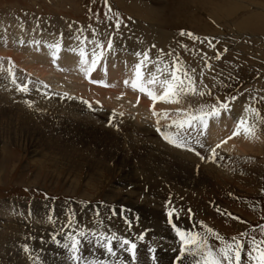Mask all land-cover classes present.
<instances>
[{
  "label": "rangeland",
  "instance_id": "374dc122",
  "mask_svg": "<svg viewBox=\"0 0 264 264\" xmlns=\"http://www.w3.org/2000/svg\"><path fill=\"white\" fill-rule=\"evenodd\" d=\"M131 1L132 0H0V22H11V26H17L18 24L23 25L24 23L29 24L26 26L28 33H26L27 35H24V38L22 37L23 40L20 41V45L18 44L20 40L18 39L20 37L18 34L14 36L16 41L18 39L17 43H14V46L16 45L15 49L14 47V50L6 49L7 51H10V59L3 56L0 58V68H4L7 72V74L0 73V81H5L4 83L0 82V88L4 89L3 86L5 88H7V86L9 88L11 87L10 89L12 91H10L12 93L9 91L11 93L10 98L13 99L18 97L17 100H19V102H15V99L12 100V102H0V245L2 243L4 245H1L0 247V250L2 251H0V260L3 259L0 261V264H10L11 262V264H55L54 258L59 255L67 258L70 264H74L65 245L66 243L68 245L70 244V240H68L67 237L69 235H77L80 230H84L86 233L85 237L80 238L82 241L81 246L83 247H85L84 244H86L85 242L87 241H89L87 242L89 244H86L87 246L93 245V243L96 245V236H106L111 235L112 233L136 242L137 264H153L150 258L152 253L148 251L150 246L156 250L155 257L157 264H189L191 258L182 260L181 262L175 260V257L179 255V240L176 237L172 226L168 223L169 218L165 215L168 210L174 208L178 212V216L174 215L172 217V224L186 231L200 233L207 238L208 242L214 248L219 247L218 242L214 236L208 235L204 229L201 228V223L207 228L213 229L215 233L219 234V236L226 240H230L232 237H238L243 240L245 242V249L242 251L241 264H248V240L252 237H255L257 240L264 238L260 235L261 226H264V142L261 144V150L255 154H250V152H248V154H236L235 152H232L228 154V156L217 152L214 157L213 151L201 150L202 146L199 141H197L199 136L189 133L187 131L189 128L177 129L176 127H169L174 120H179V116H184V113L188 110H190V113L196 111L191 108L190 105L188 106V108H190L184 111L179 107V104H176L173 110L165 111V113H167V118H165L163 111L157 112L156 108L159 101L155 105L150 103L146 104L147 101H145V99L148 97H143L144 94L141 93V96L138 95L140 98L139 100L137 97L136 99L133 98L134 96H125L124 91L129 90L123 91L122 88H120V90L119 88L113 87V85L116 84L109 82V76L105 75L103 67L108 71L115 73L117 70L121 71L124 61L116 59L114 62L111 61L110 64L106 55L109 50H112V48L109 49L108 44L102 45L98 50H93V52H105L96 65L97 70L95 69V72L97 73V76H95V78L91 77V74L87 76L76 74L78 75V79H76L77 77H73L75 76L73 73V76H71L72 74H68L67 76L66 73H63L66 76L57 77V75H54V73H51L50 71H48L49 75L42 78L34 75V72H36L35 69H23L22 65L19 66L17 62L19 59L16 57L18 52L15 51L18 50L19 47H21V49H26L23 51L24 54L28 53L30 50H40L37 46L48 49L47 43H40L38 40L29 37V35L32 34V26L30 24L43 29L42 31H39L33 28V31L36 30V32H39L41 35L48 34L52 37L51 40L55 37L63 40H65V38L71 40L73 37L71 35L72 29L74 28V31L78 27V32L80 29L81 31L84 29L85 32H83L82 35L88 33L85 36L89 35V38L93 37L91 38L92 40L89 41H94V44H96L95 41L97 42L99 40V37L98 40L95 39L99 33L102 38L101 42L105 39V36H107L110 39H106V43L109 40L112 42V45H115L117 42L114 41V38L116 37L115 40L119 39L120 42V37H122V35L124 36V33L130 39H135L137 41L143 39L145 42V39H149V35L154 34V31L147 29V23H144L140 17L146 16L145 7L150 4L149 6L152 7L153 12L150 15V18H152L153 15L161 13V16L159 15V18H161L159 19V24L161 22L165 23V25H163L165 29L164 31L168 33V37H165L163 39L164 41L160 44L159 42L156 45L148 43L151 49L150 55H152V57L154 55V57L156 56L157 58L149 57L151 61L148 60L146 62L150 64L148 67H150L152 63L151 69L153 70H149L150 73L155 72L158 57L161 58L160 61L162 60L169 66L177 57L179 58V62H183L186 65L189 63V65L194 64L195 69L193 68L192 70H189L188 73H190L196 82L198 91H204L205 93L203 95L204 97L200 96L202 100L205 99L203 100V106L213 105L217 101L227 102L228 110L221 111L220 114L224 117L225 114L226 117L231 114L233 115V119L236 118L235 121L238 116L235 112H237L238 109L241 110V112L243 111V114L245 113L244 110L246 107L257 110L259 112L257 120L259 119V122L260 120L261 122L263 120L260 127L263 128L261 136L262 139H264V72H262V70H264V23L261 22V28L260 26H256L257 28L252 26L249 31L250 33L247 32V34L243 32L234 33L224 31L217 25L215 28V20V22H209L207 24L210 25L209 27L207 25H202V30H193L184 26L186 22H191L192 18L191 20H186L184 18L197 12L202 15L204 8L201 6L208 7L205 4L199 3L197 0H159L158 3L155 1L153 3V0H138L136 2V8L133 7V9L128 7L130 6L129 3ZM248 1L254 2V0ZM259 1L264 4V0ZM123 2H125L124 5L126 7L120 6V3ZM150 2H152V4ZM250 12L251 11H248V13ZM166 16L168 18H166L167 20L164 18ZM117 19L120 21V26L118 28L116 26ZM201 19L207 20V18L204 17V14ZM49 21H51V23H53V21H60L67 27L62 31L60 29L61 35L55 36V34L51 32L48 33L47 31H44L46 27L50 26L51 23H49ZM206 27H208V29H206ZM181 31L185 33L191 32L198 39H190L187 35L181 36L179 34ZM66 32L71 33L69 34L70 36L66 35ZM62 33L65 34L64 38L62 37L64 36ZM141 33H149V35L146 37L147 35L145 36ZM171 33L172 35H170ZM206 33L209 35H205ZM171 36L177 37L176 41L179 40L175 47H172L173 45L167 46L165 43L169 39L170 41H174V39L170 38ZM88 37H85V39L88 40ZM34 40L37 41V45L32 43ZM2 42L3 38L0 36V44ZM164 43L165 45L163 46ZM84 44L94 46L93 44L90 45L89 42H85ZM7 45H9V43ZM155 47L157 48V52H155L157 55L152 52V50L156 51ZM51 49L56 51L54 47H51ZM59 51L70 52L69 50L63 49L61 46ZM90 51L92 50L88 51L89 54L85 52L86 56H88L87 58L85 57V59H88L87 61L92 60L93 52ZM143 52L139 55L140 57L136 55L137 58L135 61H141ZM245 52L247 54H245ZM130 56L131 54L129 57ZM217 56H219L218 59ZM191 57L196 58V60H192ZM11 58L13 61H11ZM66 58L67 55L64 54V58H59V63H57L56 66H58L60 71L68 69L67 71L69 72L74 70L73 67L65 66L63 64V60ZM255 58H257V60ZM14 61L16 64L13 63ZM101 62L103 63V66ZM160 65V67L163 68V65ZM34 66L37 67V65ZM200 66L206 67L201 68L202 73L207 74L204 82H202L199 75H196V73L198 74L200 71H198ZM38 67L42 68L40 65ZM132 70V72H134V69ZM10 71L11 74H9ZM100 71H102V73ZM16 72L22 77L15 75ZM3 75L6 76L4 77ZM29 75L39 79L33 80ZM44 79L46 81H44ZM13 80L15 83H13ZM17 84L22 86L26 85L27 92L18 91L17 88H15ZM36 85L40 86H38V88L34 87ZM110 85L113 88H111V90L109 89L111 87ZM204 85L206 87H204ZM4 90L6 91V89ZM107 90L112 92L108 96H106L105 93ZM155 90L161 91L158 86L154 88V91ZM97 93L101 95H98ZM0 96L2 95L0 94ZM231 97H235V99L232 100L230 99ZM106 98L111 99V101L117 104L122 102L121 105L127 108L124 112L128 111L125 113H129V116L134 119L132 120L134 123L137 122L136 118L138 117L139 120H142V122L147 124L148 128L156 130L154 131V134L159 138L170 154L172 153V155L177 157L181 156L182 158H185L183 156L186 155V158L184 159L185 161L191 157L192 160H188L186 166L187 173L190 172L189 176H184V174H182L186 178H183L182 175H178L173 177L175 180L171 179L164 182L165 184L167 183L164 185L165 187L167 185L169 186L164 189L163 193V190L157 186L159 184H156L154 180H149V182L147 180L141 181V178L143 177L142 172L139 173L141 177L139 176L138 180L133 179L132 176H137L136 171L139 170L136 166V171L131 167L132 165H130L129 168L127 166L126 169L128 168V174H124V171L122 172L117 164L116 159H119L117 155L118 149L114 145H107V147L97 149L100 153L101 159L95 161L97 162V167L104 166L101 172L93 173L87 168L86 162L89 157H86V159L82 156L83 159H81V157L79 159L72 157L71 160L70 155L73 154L70 152V148L72 147H70L69 142L67 145L68 138L64 136L62 130H60L61 122L63 121L59 119V116H70L71 119L78 118L84 120L86 115L83 111L88 113L86 110H93L92 112L106 111L115 116H121L123 110L121 111L120 108L117 109L105 102ZM20 100H22V104L20 103ZM23 100L29 102L32 101V105L29 106V104H26ZM60 101L62 103H60ZM85 101L87 103H85ZM17 103L21 106H14ZM36 103H39L40 105L42 104L39 106L41 114L39 111H36L39 110V108L34 107L37 105ZM47 104L49 105L47 106ZM140 104H144V106ZM180 104H182V101ZM80 105H84L85 107L83 108ZM54 106H57V108H53ZM66 106L69 108L68 110H70H67V112L71 115L65 114L62 111L65 110ZM48 107L51 110H57H53L55 115L54 113L50 114L53 122L54 117L57 119L59 122L58 126H55V128L53 127L52 131H42V128L40 131L38 127H26L27 122H30V125L32 124L31 120L26 122V119L36 117V115V121L33 122H37L39 126L43 121L42 113H45L43 112L45 111V108L49 111ZM75 108H78L79 110L77 109L76 111ZM181 110H183L182 113ZM79 111H81V113H77ZM153 112L157 113V115L154 116ZM175 112H177L176 115H174ZM245 114L246 116H254L251 111ZM173 116L176 118L174 119ZM239 116L241 118L245 115ZM260 117H262V119ZM157 121H159V123H157ZM212 121V118L209 119L208 124L209 122L211 124ZM101 123L98 122L99 125H96V128L101 132L118 135L121 139L126 135L127 138L133 137L135 140H138L132 133L126 132V134H124L123 132L121 133L117 127L110 124L102 125ZM80 124L86 127L84 121H81ZM158 128L161 130L160 132H167L166 134L173 138L182 139L192 150L189 151L187 147L178 148L173 144L168 143L163 136L159 135V131H157ZM209 130V134L216 131L214 129ZM189 134L193 136V139L189 137ZM205 139L207 140L208 138L205 137ZM226 139L227 138L224 140ZM92 141L94 144L97 143L94 142L95 140ZM77 147L83 151L82 149L84 147ZM67 150L68 152H66ZM78 153L79 152H77V154ZM201 157H203L204 160L201 159ZM209 157H212L213 159H210ZM129 158L130 157L128 156L126 159ZM74 163L76 164L74 165ZM109 166L111 167V170ZM142 168L144 167H140L141 170ZM125 173H127L126 170ZM184 179H186L187 182ZM179 181L183 182L181 183ZM150 182H152L153 185ZM174 182L176 183L174 184ZM150 185L151 187L149 188ZM171 185L172 187H170ZM173 186H177L180 190H177L178 192L175 191L177 188H174ZM111 191L113 192V197H111ZM173 193H176V195ZM161 194H163L162 197ZM158 195L160 197H158ZM125 196L130 197L132 200L131 202L135 201L139 205L144 204L143 206L147 212H150H148L150 216L148 215L149 217H145L140 210L136 209L135 212L131 211L128 207H125V205L127 206L128 204L121 203ZM136 198L138 200H136ZM120 205L124 206L121 207ZM87 210L95 212L91 213L87 212ZM3 212H6V215H4L5 217L1 214ZM7 213L9 215L11 214V216H8ZM108 226L110 228H108ZM32 231L36 236L33 235ZM140 233H145V239L142 242L138 240ZM241 233H246L247 235L241 236ZM91 240H94V242ZM83 247L81 249H83ZM5 248L8 249L5 250ZM100 248L102 250L96 257L97 259H90V261H93V264L97 261H104L105 264H130L131 257L122 248L115 247L117 249L115 256L108 255L104 252L101 245ZM25 249H27V251H25ZM3 252H6L7 254L5 253V255ZM86 253V251H81L83 257L88 260L89 258H87ZM18 256L19 259L17 258Z\"/></svg>",
  "mask_w": 264,
  "mask_h": 264
},
{
  "label": "bare ground",
  "instance_id": "6f19581e",
  "mask_svg": "<svg viewBox=\"0 0 264 264\" xmlns=\"http://www.w3.org/2000/svg\"><path fill=\"white\" fill-rule=\"evenodd\" d=\"M138 0H132L129 4H130V6H128V7H131V9H133V7H135L136 8V2H137ZM152 1V0H151ZM154 1L156 2V3H158L159 2V0H153V3H154ZM199 3H201V4H205L206 6H208V7H203V6H201L202 8H204V12H202L203 14H204V17L205 18H207V20H202L201 19V17L203 16V14L201 15V14H199L198 12L197 13H195V14H192V15H189V16H186L184 19H186V20H191V18H192V20H191V22H186L185 24H184V26L186 27V28H189V29H193V30H199V29H203V26L202 25H207L209 22H215V28H216V25L220 28V29H222V30H224V31H228V32H234V33H245V34H247V32L248 33H250L249 31H250V29H251V27L252 26H254V27H256V26H260V24H261V22L262 23H264V4L263 3H261L259 0H254V2H252V1H248V0H197ZM124 3L125 2H123V3H120V6H122V7H126L125 5H124ZM151 4H152V2H150ZM150 5V4H149ZM146 6L145 8H146V13H145V15L146 16H142V17H140L141 18V20H143V22L144 23H147V25H148V28L147 29H149V30H153L154 31V34H150L149 35V33H147V34H145V33H141V34H144L146 37H148V35L150 36V38L148 39H145V42L143 41V39H141V40H135V39H130L129 37H127V35H125V33H124V36L122 35V37H120V42H119V39L118 40H115V38H114V41L116 42H119V43H115V45H112V42H111V48H112V50H109V52H107V55H106V58L108 59V61H110V64H111V61H115L116 59L117 60H122V61H124L123 62V65H122V68H121V66H120V68H121V71H116L115 73H112L111 71H108L105 67H103V69H104V73H105V75H108L109 77V82L110 83H113V84H116V85H113V84H111V85H113V87H115V88H122V90L124 91V90H129V91H124V95L125 96H134L133 98H135L136 99V97L137 98H139L138 97V95H140L141 96V93L140 92H138V91H134L132 88H131V86H130V84H131V80H132V78H133V73L134 72H132L133 70L132 69H134V66L137 64V63H139L138 61H135V59L137 58L136 57V55H137V53H139V54H141L143 51H145V52H147V53H149V57H152V55H150V53H151V49H150V47H149V45H148V43L149 44H151L152 43V45H156V44H158V42H159V44L162 42V41H164L163 39L165 38V37H168V33H166L164 30V27H163V25H165V23H163V22H161L160 24H159V19H161V18H159V15L161 14L160 12V14H157V15H153L152 16V18H150L151 16V14L153 13L152 12V7H150V6ZM155 5V4H154ZM127 7V8H128ZM155 8V7H154ZM156 9V8H155ZM167 9V8H166ZM164 10V9H163ZM169 10V9H168ZM202 11V10H201ZM200 11V12H201ZM248 11H251L250 13H248ZM157 12V11H156ZM164 12V11H163ZM164 14V13H163ZM169 14H170V12H169ZM171 14H173V13H171ZM161 16V15H160ZM172 16V15H171ZM171 16H169V17H171ZM163 17V16H162ZM155 18V19H154ZM165 18V20H167L168 18H167V16L166 17H164ZM167 18V19H166ZM137 20V19H136ZM151 20V21H150ZM215 20V21H214ZM170 21V20H169ZM168 21V22H169ZM205 22H207V23H205ZM44 23V22H43ZM49 23H51V21H49ZM11 22H8V23H3V22H0V32H1V38H3V42L0 44V58L3 56V57H5V58H9V56H10V54H9V52L10 51H7L8 49H13V47H14V49H15V46H14V43H17V41H18V39H20L19 40V42H18V44L20 45V41H22L23 40V38H24V35H27L26 33H28L27 32V28H26V26L27 25H29V24H27V23H24L23 25H20V24H18L17 26H11ZM46 24V23H45ZM31 26H32V28H31V35H29V37L30 38H34L35 40H38V42H40V43H43V42H45V43H47V48L48 49H44V48H42V47H40V46H37L38 47V49H40V50H38V51H35V50H30L28 53H26V54H24L23 53V51H25L26 49H21V47H19V49L18 50H15L16 52H18L17 54V58L19 59V61L17 60V62H18V64H19V66L20 65H22V67H23V69H25V68H28V69H35V71L36 72H34L35 74L34 75H36V76H40V77H42V78H45L47 75H49V72L48 71H50L51 73H54V75H57V77H64V76H66L65 74H63V73H66L67 74V76H68V74H74L75 76H73V74L71 75V76H73V77H77L78 75H76V74H82V75H84V76H86V74H85V72H83V71H81V64L79 63V60H80V56H79V50L82 48L85 52H87L88 53V51L89 50H92V51H90V52H93V50H95V49H97L98 50V48L96 47V44H94L92 41H89V40H92L91 38H93V37H91V38H89L88 36H85V35H87L88 33V31L86 32L87 34H83L82 35V33L83 32H85L84 31V29L81 31V29H80V31H81V33H80V31L78 32V27H77V29H75L74 31H73V29H72V34L71 33H67L66 32V35H69V34H71L73 37L71 38V40L70 39H66L65 38V40H63V39H61V38H58V37H55L53 40H51V36L50 35H41L39 32H36V30H39V31H42L43 29H40V28H38L37 26H34L33 24H30ZM208 27L210 26V25H207ZM65 27H67L64 23H62V22H58V21H53V23H51L50 24V26H48V27H46L45 28V30L44 31H47L48 33H53V34H55V36H57V35H61L60 34V32L65 28ZM145 27H147V26H145ZM208 27H206V29H208ZM214 27V26H213ZM217 27V28H218ZM33 28H35L36 30H34L33 31ZM130 28V27H129ZM249 28V29H248ZM257 28V27H256ZM255 28V29H256ZM260 28H261V26H260ZM60 29H61V31H60ZM259 29V28H258ZM77 30V31H76ZM106 30V29H105ZM177 30V29H176ZM216 30V29H215ZM254 30V29H253ZM252 30V31H253ZM257 30V29H256ZM53 31V32H52ZM68 31V30H67ZM64 32V31H63ZM70 32H71V30H70ZM78 32V33H77ZM93 32V31H92ZM111 32V31H110ZM80 33V34H79ZM202 33V32H201ZM217 33V32H216ZM233 33V34H234ZM19 34V36L21 37H19L18 39H17V41L15 40V38H14V36L15 35H18ZM64 33H62V35H63ZM90 34V33H89ZM208 33H206L205 35H207ZM255 34V33H254ZM111 35V34H110ZM170 35H172V33L170 34ZM202 35V34H201ZM204 35V34H203ZM209 35V34H208ZM216 35V34H215ZM244 35V34H243ZM70 36V35H69ZM88 37L89 39L87 40V39H85V37ZM177 36V35H176ZM211 36H212V34H211ZM234 36V35H233ZM23 37V38H22ZM63 38L65 37V34H64V36H62ZM98 37H99V40H98ZM142 37V36H141ZM145 37V38H146ZM253 37V36H252ZM68 38V37H67ZM171 39H174V41L173 40H171L170 41V39L167 41V42H165L166 43V45L167 46H171V45H173L172 47H175V46H177V44H178V41H176V38L177 37H175V36H171L170 37ZM248 38V37H247ZM77 39H80V40H77ZM96 40H98L97 42L102 46V45H107L108 44V42H109V40L107 41V43H106V39H110L109 37H107V36H105V39L101 42V40H102V38H101V35H100V33L96 36V38H95ZM153 40V41H151V40ZM245 39V38H244ZM34 40V42H32V43H34L35 45H37L36 44V42L37 41H35ZM111 40H113V39H111ZM148 41V42H147ZM154 41H156V42H154ZM85 42H89L90 43V45H94V46H89V44H84ZM96 41H95V43H97ZM9 43V45H7ZM39 43V44H40ZM80 43V44H79ZM82 43V44H81ZM165 43L163 44V46L165 45ZM260 43V42H259ZM50 44V45H49ZM54 44H59L63 49H65V50H69L70 52H68V51H66V52H60V53H57L56 51H54L53 49H51V47L50 46H53ZM84 44V45H83ZM117 44V45H116ZM49 45V46H48ZM239 45V44H238ZM241 45V44H240ZM158 46V45H157ZM26 47V46H25ZM31 47V46H30ZM166 47V46H165ZM245 47V46H244ZM156 48V47H155ZM171 48V47H170ZM2 49V50H1ZM7 49V50H6ZM13 49V50H14ZM34 49V48H33ZM55 49V48H54ZM110 49V48H109ZM114 49H116V50H114ZM160 49V48H159ZM158 49V50H159ZM162 49V48H161ZM6 50V51H5ZM46 50H48V51H46ZM73 50V51H72ZM156 51H154V50H152V52H157V48L155 49ZM12 51V50H11ZM112 51V52H111ZM164 51V50H163ZM162 51V52H163ZM240 51V50H239ZM4 52V53H3ZM145 52H143V53H145ZM254 52V51H253ZM2 53H3V55H2ZM15 53V52H14ZM73 53V54H72ZM76 55H75V54ZM158 53H160V52H158ZM262 53V52H261ZM13 54V53H12ZM54 54H55V56L57 57V58H55L54 59ZM64 54H66L67 55V58L66 59H64L63 60V64L66 66H71V67H73V69L74 70H71V71H67V70H63V71H60L59 69H58V66H56V64L57 63H59L58 61H59V58H64ZM89 54V53H88ZM104 54H105V52H104ZM131 54V56L129 57V55ZM243 54V53H242ZM242 54H241V56H242ZM245 54H247L246 52H245ZM244 54V55H245ZM252 54V53H251ZM255 54V53H254ZM259 54H260V51H259ZM4 55H6V56H4ZM155 55H157L156 53H155ZM257 55V54H256ZM262 55H263V53H262ZM143 56V55H142ZM159 56V55H158ZM250 56V55H249ZM253 56V55H252ZM258 56V55H257ZM13 57V56H12ZM88 56H86V58H87ZM90 57V56H89ZM140 57V56H139ZM260 57V56H259ZM259 57H257V58H259ZM28 58H30V59H28ZM152 58H155V59H157L156 58V56L154 57V55H153V57ZM151 58V59H152ZM159 59H161L160 57H158ZM244 58V57H243ZM246 58V57H245ZM254 58V57H253ZM252 58V59H253ZM257 58H255L256 60H257ZM263 58V57H262ZM10 59V58H9ZM104 59V58H103ZM191 59L192 60H196V58H194V57H191ZM260 59V58H259ZM88 59H86V61H87ZM100 60V59H99ZM150 60V59H149ZM153 60V59H152ZM186 60V59H185ZM7 61V60H6ZM11 61H13L12 60V58H11ZM102 61H104V60H102ZM106 61V60H105ZM151 61V60H150ZM162 61V60H161ZM89 64L91 63V60L90 61H87ZM187 62V61H186ZM13 63H15V61L13 62ZM30 63V64H29ZM102 63V62H101ZM188 63V62H187ZM246 63V62H245ZM16 64V63H15ZM15 64H13V65H15ZM161 64L164 66V62L162 61L161 62ZM190 64V63H189ZM186 65L185 63H183V68L185 69V70H187V71H189V70H192L194 67H195V65L193 64V65ZM34 65H37V67H35ZM40 65V67H42V68H39L38 66ZM106 65H107V63H106ZM148 65H150L149 63H146V67H144V68H142V71L146 74H144V78H145V80H147V78H148V76H149V74H150V71L149 70H153V69H151V66H152V63H151V66L150 67H148ZM154 65V64H153ZM102 66H103V63H102ZM108 66V65H107ZM106 66V67H107ZM118 66V65H117ZM161 66V65H160ZM202 66V65H201ZM200 66V69H198V71H199V73L197 74L196 73V75H199L200 77H201V79H202V82H204L205 81V77H206V75L207 74H203V75H201V73H202V69L201 68H206L205 66H203V67H201ZM60 67H62V66H60ZM47 68V69H46ZM97 68V67H96ZM95 68V69H96ZM162 68V67H161ZM195 69V68H194ZM210 69H212V68H210ZM27 70V69H26ZM29 70V71H30ZM61 70H62V68H61ZM97 70V69H96ZM16 71V70H15ZM28 71V72H29ZM33 71V70H32ZM195 71V70H194ZM101 73H102V71H100ZM191 72V71H190ZM262 72H264V70H262ZM0 73L1 74H7V72H6V70L4 69V68H0ZM100 73V74H101ZM14 74V73H13ZM91 77H94L95 78V76H97V73L95 72V70L94 71H92L91 73ZM90 74H88V75H90ZM190 74V73H189ZM15 75H17V76H19V77H22L18 72H16L15 73ZM53 75V74H52ZM99 75V74H98ZM102 75V74H101ZM1 76V75H0ZM4 76V75H3ZM2 76V77H3ZM6 76V75H5ZM4 76V77H5ZM13 76V75H12ZM81 76V75H80ZM80 76H79V79H80ZM262 76V75H261ZM10 77V76H9ZM29 77H31V79H33V80H38L39 78H34V77H32V76H30L29 75ZM56 77V76H55ZM54 77V78H55ZM99 77H101V76H99ZM263 77V76H262ZM8 78V77H7ZM12 78V77H11ZM94 78H92V79H94ZM14 79V78H13ZM52 79V78H51ZM56 79V78H55ZM76 79H78V77L76 78ZM89 79H90V77H89ZM198 79V78H197ZM15 80V79H14ZM21 80H22V78H21ZM24 80V79H23ZM56 80H58V79H56ZM67 80V79H66ZM82 80V79H81ZM86 80H87V78H86ZM129 81V84L128 85H125V81ZM40 81V80H39ZM41 81H42V79H41ZM44 81H46L45 79H44ZM59 81V80H58ZM80 81V80H79ZM1 83H4L5 81L4 80H2V81H0ZM75 82H77V81H75ZM97 82V81H96ZM6 84V83H5ZM205 84V83H204ZM13 85V84H12ZM18 85V84H17ZM110 85V86H111ZM7 86V85H6ZM38 86H40V85H36V86H34V87H37L38 88ZM208 86V85H207ZM42 87V86H41ZM204 87H206L205 85H204ZM3 88L4 89H6V91L4 90V89H2V88H0V94L2 95V96H0V102H2V103H6V102H12V100H16L15 102H19V100H17V98L18 97H15V98H13V99H11L10 98V94L12 93L11 91V87L9 88L8 86H7V88H5L4 86H3ZM13 88V87H12ZM15 88H17L16 86H15ZM33 88V87H32ZM111 88H112V86L109 88L110 90H111ZM42 89V88H41ZM97 89V88H96ZM113 89V88H112ZM118 89V90H119ZM156 89H158V88H156ZM11 90V91H10ZM16 90V89H15ZM66 90V89H65ZM101 90V89H100ZM99 90V91H100ZM121 90V89H120ZM119 90V91H120ZM11 93H10V92ZM56 91H57V89H56ZM123 91H122V93H123ZM132 91H134V92H132ZM59 92V91H58ZM155 92L157 93V94H159L160 93V91L159 90H155ZM105 93H106V96H108L110 93H112L111 91H109V90H107V91H105ZM72 94V93H71ZM98 94V93H97ZM114 94V93H113ZM98 95H101V94H98ZM105 95V94H104ZM37 96H38V94H37ZM91 96H92V94H91ZM144 96H146V95H143V97ZM200 96L201 95H195V94H188V95H184V96H182L181 97V101H182V104H180V103H178L180 106V108H182L184 111H186L187 109H189L188 108V106L190 105L191 106V108H193V109H195L196 111H198L199 109H201V107L203 106V104H204V101L203 100H205V99H201L200 98ZM21 97V96H20ZM19 97V98H20ZM95 97V96H94ZM111 97V96H110ZM116 97V96H115ZM204 97V96H203ZM202 97V98H203ZM9 98H10V100H9ZM37 98V97H36ZM90 98V97H89ZM93 98V97H92ZM96 98V97H95ZM101 98H102V96H101ZM113 98H114V96H113ZM47 99V98H46ZM94 99V98H93ZM115 99V98H114ZM126 99V98H125ZM33 100V99H32ZM42 100V99H41ZM49 100V99H48ZM92 100V99H91ZM105 100V99H104ZM120 100V99H119ZM127 100V99H126ZM139 100H140V98H139ZM26 104H29V105H32V101L31 102H29V101H25V100H23ZM43 101V100H42ZM47 101V100H46ZM53 101V100H52ZM51 101V102H52ZM88 101H90V100H88ZM145 101H147L146 102V104L147 103H150V104H152V101L151 100H149V98H146L145 99ZM45 102V101H44ZM43 102V103H44ZM51 102H49V103H51ZM59 102V101H58ZM57 102V103H58ZM105 102H107L108 104H110V105H112V106H114V107H116L117 109L118 108H120L121 109V111L123 110V114L121 115V116H115L114 114H112V113H110V112H106V111H95V112H92L91 110H86V111H88V113H89V115H88V113L87 112H85V111H83L84 113H85V115H86V117H84V120L83 119H71V117L69 116V115H71V114H69V112H67V110L69 109L67 106H66V108H65V110H62L65 114H69L68 116L69 117H66V116H59V119H61V121H63V122H61L62 124H61V129L60 130H62V132H63V135L64 136H66L67 138H68V141H67V145H68V142H69V145H70V147H72V148H70L71 149V153L73 154V155H70L71 156V160H72V157L73 158H77V159H79L81 156L83 157V158H85L86 159V157H89V159L87 160V168L91 171V172H101L102 170H103V167L104 166H101V167H97L96 166V164H97V162L95 161V160H97V159H101V156H100V153H99V151L97 150L98 148H101V147H107V145H114V146H116L117 147V155H118V157H119V159L117 160L116 159V161H117V164H118V166H119V168H121V170H122V172L124 171V174H128V168L130 167V165H132L131 167H133L134 168V170H135V166L140 170H138L137 168V170L139 171H136L137 173H136V175L137 176H135V175H133L132 176V178L133 179H135V180H138V178H139V173L140 172H142V178H141V181L142 180H147L148 182H149V180H154L155 182H156V184H159V185H157V186H159L163 191V193H164V189H166V187L167 186H169V185H167L166 187L164 186V185H166L164 182H167V181H169V180H175V179H173V177L174 176H178V175H182V174H184V176H189V174H190V172L189 173H187V169H186V166H187V164H188V160H190L191 159V157H190V159L188 158V159H186L187 161H185L184 159L186 158V155L185 156H183V157H185V158H182L181 156L180 157H177V156H174V155H172V153L170 154V152L169 151H167L165 148L166 147H164L163 146V144H162V142L159 140V138H157L156 137V135L154 134V131H156V130H152V129H150V128H148L147 127V124L146 123H144V122H142V120H139V118L137 117L136 119H137V122L136 123H134L132 120H134L131 116H129V113L128 114H126L125 112H128V111H125L124 112V110L125 109H127L126 107H123V105H121V103H114L113 101H111V99H107L106 98V101ZM139 102V101H138ZM1 103V104H2ZM20 103L22 104V100H20ZM48 103V102H47ZM60 103H62L61 101H60ZM123 103H124V101H123ZM145 103V102H144ZM18 104V105H17ZM17 104H15L14 106H21L19 103H17ZM37 105L36 106H34V107H38L39 108V106H41L39 103H36ZM45 104V103H44ZM59 104V103H58ZM125 104L127 105V103L125 102ZM49 104H47V106H48ZM52 105H53V103H52ZM88 105V104H87ZM126 105H124V106H126ZM140 105H142V104H140ZM176 104H173V103H164V102H159L158 104H157V112H161V111H163L164 113H165V111H170V110H173L174 109V106H175ZM14 106H13V108H14ZM45 106V105H44ZM43 106V107H44ZM46 106V107H47ZM58 106V105H57ZM57 106H54L53 108H57ZM81 106V105H80ZM94 106V105H93ZM107 106V105H106ZM128 106V105H127ZM142 106H144V104L142 105ZM23 107V106H22ZM64 107V106H63ZM79 107V106H78ZM81 107H85L84 105L83 106H81ZM129 107V106H128ZM147 107H148V105H147ZM238 107V106H237ZM18 108V107H17ZM35 108V109H36ZM52 108V107H51ZM55 108V109H56ZM55 109H53V110H55ZM76 109V108H75ZM78 109V108H77ZM77 109H76V111H77ZM119 109V110H120ZM192 109V110H193ZM237 109V108H236ZM48 110L49 111H47V109L45 108V111H43V112H45V113H42L43 115V121L41 122V124L38 126V124H37V122L35 123V122H33V121H36L35 119H36V117H37V115H36V117H30V118H28V119H26V122L28 121V120H31L32 121V124L30 125V122L28 123L27 122V125H26V127H29V128H32V127H34V128H39V130L41 131V128H42V131H44V130H48V131H52V129H53V127L55 128V126H58L59 125V122L57 121V119L54 117V122H53V119H51V114L50 113H54V115H55V112L53 111V110H51V109H49V107H48ZM61 110V109H60ZM79 110V109H78ZM83 110V109H82ZM183 110H181V113H182V111ZM36 111H41L40 110V108H39V110H36ZM55 111H57V110H55ZM66 111V112H65ZM68 111H70V110H68ZM190 110H188L187 112H185V113H189V114H197V112L195 111L194 112V110H193V112L194 113H190L189 112ZM32 112V111H31ZM38 112V113H39ZM47 112V113H46ZM74 112V111H73ZM137 112V111H136ZM172 112H174V111H172ZM243 112V111H242ZM241 112V110H237V112H235L236 114H238V116L239 115H245L244 117H246L248 120H249V123H252V124H255L256 125V134H255V137H253V138H248V139H246L245 137H244V135H243V133L241 132V134L240 135H238V136H235V137H232L231 139H229V137L231 136V134H232V132L234 131V129H235V125H236V122L240 119V116H239V118H238V116H237V120L235 121V119H233V115H229V116H227L226 117V114H225V117L224 116H222L221 114L219 115V117L218 118H215V117H213L212 118V122H211V124H210V122H209V124H208V126H207V128H204L203 126H200L198 123L194 126V127H192V128H189V130H187L189 133H192V134H194V135H198L199 136V139L197 140V141H199V143H200V145L202 146L201 147V150H213V149H215V153H221V154H224V155H228V154H230V153H232V152H235L236 154H241V153H246V154H248V152H250V154H255V153H258L260 150H261V144L264 142V139H262V132H263V128H261L260 127V124L263 122V120H262V122H261V120H260V122H259V119L257 120V116L256 115H254V114H252V115H254V116H246V114L244 113H242ZM57 113V112H56ZM77 113H81V111H79V112H77ZM176 113L177 112H175V114L174 115H176ZM226 113H228V112H226ZM16 114V113H15ZM34 114H36V113H34ZM40 114H41V112H40ZM137 114V113H136ZM162 114V113H161ZM172 114V113H171ZM47 115V116H46ZM60 115V114H59ZM173 115V114H172ZM171 115V116H172ZM19 116H20V114H19ZM48 116H50V117H48ZM78 116V115H77ZM82 116H84V115H82ZM90 116H92V117H90ZM139 116V115H138ZM178 116H179V114H178ZM178 116H177V118H178ZM232 116V117H231ZM58 117V116H57ZM62 117V118H61ZM80 117V116H79ZM163 117V116H162ZM181 119H184L183 117L184 116H179ZM259 117V116H258ZM73 118V117H72ZM80 118H82V117H80ZM173 118L175 119L176 117H174L173 116ZM180 118H178L179 120H180ZM261 119H262V117H260ZM66 119V120H65ZM20 120V119H19ZM68 120V121H67ZM253 120H255V121H253ZM25 121V120H24ZM60 121V120H59ZM81 121H84L85 122V125H86V127L85 126H83V125H81L80 123H81ZM136 121V120H135ZM209 121V120H208ZM80 122V123H79ZM98 122L99 123H101L102 125L104 124H110V125H112V126H114V127H117L118 128V130H120V132L122 133H124V134H126V132H129V133H132L138 140H135L133 137H130V138H127L126 137V135L121 139V137H118V135H113V134H108V133H105V132H101L99 129H97L96 128V125H99L98 124ZM84 124V123H83ZM100 124V125H101ZM262 126V125H261ZM106 127V126H105ZM28 128V129H29ZM111 128V127H110ZM209 129H214V130H216L214 133H212V134H209ZM38 130V129H37ZM57 131V130H56ZM107 131V130H106ZM194 131V132H193ZM5 133V132H4ZM41 133V132H40ZM120 133V134H121ZM167 133V132H166ZM165 132H160L159 131V135L160 136H164V134H166ZM206 133V134H205ZM207 133H208V135H207ZM45 134H46V132H45ZM222 134H223V136H222ZM220 135H221V137H220ZM120 136V135H119ZM65 137V138H66ZM189 137H191V139H193V136L192 135H190L189 134ZM205 137H207L208 139L206 140L205 139ZM52 138V137H51ZM66 138V139H67ZM225 138H227L226 140H224ZM239 139H241V140H239ZM92 140H95L94 142H97L96 144H94L93 143V141ZM221 141H226L225 143H221ZM43 142V141H42ZM41 142V143H42ZM60 142V141H59ZM217 144H220V147L219 148H216V145ZM264 144V143H263ZM65 145V144H64ZM77 146H80V147H84L82 150L83 151H81L80 149H78V147ZM170 146V145H169ZM38 147V146H37ZM64 147V146H63ZM76 147V148H75ZM66 148V147H65ZM75 148V149H74ZM31 149V148H30ZM252 150H254V151H256V152H254V151H252ZM66 152H68V150L66 151ZM66 152H64V153H66ZM77 152H79L78 154H77ZM205 152V151H204ZM207 152V151H206ZM202 153V152H201ZM36 154V153H35ZM63 154V153H62ZM173 154H175V153H173ZM182 154V153H181ZM176 155V154H175ZM65 156V155H64ZM130 157L129 159H126L127 157ZM229 156V155H228ZM34 157V156H33ZM81 157V159H83ZM215 157V156H214ZM31 159V158H30ZM213 159V158H212ZM32 160V159H31ZM74 160V159H73ZM192 160V159H191ZM190 160V161H191ZM204 160V159H203ZM77 161V160H76ZM80 161H82V160H80ZM195 161V160H194ZM70 162H72V161H70ZM83 162H84V160H83ZM78 163H80V162H78ZM190 163V162H189ZM56 164V163H55ZM76 163H74V165H75ZM110 164V163H109ZM142 165V166H141ZM191 165V164H190ZM190 165H188V166H190ZM128 166V168L126 169V167ZM106 167H107V165H106ZM105 167V168H106ZM110 167V166H109ZM117 167V166H116ZM140 167H144V168H142V170L140 169ZM193 167V166H192ZM190 168V167H189ZM107 169V168H106ZM185 169H186V171H185ZM191 169V168H190ZM87 170V169H86ZM110 170H111V167H110ZM125 170H126V172L127 173H125ZM208 170V169H207ZM209 170H210V168H209ZM213 170V169H212ZM189 171V170H188ZM91 172H89V173H91ZM104 172V171H103ZM187 173V174H186ZM92 174V173H91ZM193 175V174H192ZM183 176V175H182ZM183 176V178H186V177H184ZM127 177V176H126ZM141 177V176H140ZM128 178V177H127ZM188 178V177H187ZM194 178V177H193ZM90 180V179H89ZM88 180V181H89ZM108 180V179H107ZM125 180V179H124ZM179 180V179H178ZM180 180H182V179H180ZM184 180H186V179H184ZM183 180V181H184ZM193 180V179H192ZM183 181H179V182H183ZM91 182H92V180H91ZM122 182V181H121ZM147 182V183H148ZM173 182V181H172ZM179 182H177V183H179ZM186 182H187V180H186ZM189 182H190V180H189ZM119 183V182H118ZM145 183V182H144ZM150 183H152V182H150ZM176 182H174V184H175ZM99 184V183H98ZM130 184V183H129ZM138 184V183H137ZM141 184V183H140ZM170 184V183H169ZM145 185V184H144ZM143 185V186H144ZM152 185H153V183H152ZM173 185V184H172ZM172 185L170 186V187H172ZM184 185V184H183ZM140 187V186H139ZM145 187V186H144ZM151 187V185L149 186V188ZM174 187V186H173ZM176 188H177V186H175ZM174 187V188H175ZM180 187V186H179ZM148 188V187H147ZM146 188V189H147ZM148 188V189H149ZM155 188H156V185H155ZM160 188H159V190H160ZM130 189V188H129ZM152 189H153V187H152ZM170 190V189H169ZM174 190V189H173ZM172 190V191H173ZM177 190H180V189H176L175 191H177ZM182 190V189H181ZM136 191V190H135ZM138 191V190H137ZM145 191V190H144ZM168 191V190H167ZM171 191V190H170ZM175 191H173V192H175ZM148 192V191H147ZM157 192V191H156ZM169 192V191H168ZM167 192V193H168ZM178 192V191H177ZM146 193V192H145ZM152 193H153V191H152ZM152 193H150V194H152ZM155 193V192H154ZM169 193H171V192H169ZM111 197H113V192L111 191ZM139 194H141V193H139ZM158 194V193H157ZM156 194V195H157ZM160 194V193H159ZM173 194H175L176 195V193H173ZM115 195V194H114ZM117 195V194H116ZM136 195V194H135ZM137 195H138V193H137ZM146 195V194H145ZM162 195L163 194H161V197H162ZM165 195H167V194H165ZM130 196V195H129ZM143 196V195H142ZM156 197V196H155ZM158 197H160L159 195H158ZM172 197V196H171ZM124 199L121 201V203L122 204H124V203H127L128 205L126 206L125 205V207H128L131 211H135L136 212V209L137 210H140L144 215H145V217H147L148 215H149V213L146 211V209H145V207L143 206L144 204H142V205H139V204H137V202H135V201H133V202H131L132 200L130 199V197H127V196H125V197H123ZM138 198V197H137ZM136 198V200H138ZM148 198H150V197H148ZM133 199V198H132ZM146 199V198H145ZM150 199H152V198H150ZM147 200V199H146ZM143 201V200H142ZM158 201V200H157ZM140 202V201H139ZM120 203V204H121ZM148 203V202H147ZM150 203V202H149ZM141 204V203H140ZM148 205V204H147ZM37 206V205H36ZM113 206V205H112ZM115 206V205H114ZM121 207H123L122 205H120ZM7 207H9V206H7ZM119 208V207H118ZM11 209V208H10ZM159 209V208H158ZM175 209V208H174ZM109 210H111V209H109ZM164 210V209H163ZM7 211H8V209H7ZM87 212H91V213H93V212H95V211H90V210H87ZM152 212V211H151ZM158 212V211H157ZM107 213H108V211H107ZM128 213V212H127ZM2 214V216H4V215H6V212H3V213H1ZM8 214V213H7ZM87 214V213H86ZM101 214V213H100ZM133 214V213H132ZM161 214V213H160ZM165 215H166V213H165ZM8 216H11V214L9 215L8 214ZM94 216V215H93ZM150 216V215H149ZM148 216V217H149ZM156 216H157V214H156ZM162 216V215H161ZM164 216V215H163ZM5 217V216H4ZM89 217V216H88ZM91 217V216H90ZM107 217V216H106ZM142 217V216H141ZM7 218V217H6ZM110 218V217H109ZM108 218V219H109ZM134 218V217H133ZM155 218V217H154ZM90 219V218H89ZM93 219V218H92ZM91 219V220H92ZM100 220V219H99ZM98 220V221H99ZM107 220V219H106ZM116 220V219H115ZM145 220V219H144ZM88 221V220H87ZM95 221V220H94ZM101 221V220H100ZM147 221H148V219H147ZM151 221V220H150ZM92 222V221H91ZM35 223V222H34ZM85 223V222H84ZM108 223H109V221H108ZM113 223H115V222H113ZM142 223V222H141ZM153 223V222H152ZM86 224V223H85ZM123 224V223H122ZM121 224V225H122ZM125 224H127V223H125ZM27 225V224H26ZM100 225V224H99ZM107 225V224H106ZM112 225V224H111ZM37 226V225H36ZM35 227V226H34ZM105 227V226H104ZM114 227V226H113ZM113 227H112V229H113ZM123 227V226H122ZM101 228V227H100ZM108 228H110L109 226H108ZM14 229V228H13ZM28 229V228H27ZM36 229H39V228H36ZM105 229V228H104ZM125 229V228H124ZM139 229V228H138ZM33 230V229H32ZM37 231V230H36ZM33 232V231H32ZM107 232V231H106ZM119 232V231H118ZM159 232V231H158ZM163 232V231H162ZM116 233H117V231H116ZM123 233H124V231H123ZM122 233V234H123ZM11 235V234H10ZM33 235H35L34 234V232H33ZM121 235V234H120ZM12 236V235H11ZM36 236V235H35ZM121 237V236H120ZM1 239V238H0ZM5 239V238H4ZM162 239V238H161ZM91 241H93L94 242V240H91ZM8 242V241H7ZM87 242H89V241H87ZM87 242H85L86 244H89V243H87ZM97 241H95V243H96ZM2 243V242H1ZM5 243V242H4ZM92 243V242H91ZM90 243V244H91ZM9 244V243H8ZM84 244V243H83ZM86 244H84L85 245V247H83V246H81V248L83 247V249H81V251H86L87 253H86V256H87V258H89L88 260H90V259H94V258H96L99 254H100V252H101V248H100V245L99 244H96V245H94V243H93V245H86ZM2 246H4L3 245V243L1 244ZM1 245H0V247H1ZM48 245H49V243H48ZM66 245H68L67 243H66ZM99 245V246H98ZM51 246V245H50ZM4 248V247H3ZM6 249H8V248H5V250ZM3 250V249H2ZM4 250V251H5ZM12 250V249H11ZM68 250V249H67ZM1 251V250H0ZM117 251V249L115 248V252ZM2 252V251H1ZM6 252H8V251H6ZM5 252V253H6ZM4 252H3V254H5ZM7 254V253H6ZM5 254V255H6ZM17 254V253H16ZM11 255V254H10ZM12 256V255H11ZM39 256V255H38ZM55 256V255H54ZM53 256V257H54ZM3 257V256H2ZM104 257V256H103ZM18 259H19V256L17 257ZM21 258V257H20ZM34 258V257H33ZM36 258V257H35ZM0 259H1V257H0ZM6 259H7V257H6ZM9 259V258H8ZM40 259V258H39ZM97 259V258H96ZM3 260V259H2ZM2 260H0V261H2ZM6 261V260H5ZM4 261V262H5ZM21 261V260H20ZM19 261V262H20ZM24 261V260H23ZM48 261V260H47ZM32 262V261H31ZM54 262H55V264H70L69 263V261L67 260V258H64V257H62V256H55V258H54ZM2 263V262H1ZM12 263V262H11ZM10 263V264H11ZM53 263V262H52Z\"/></svg>",
  "mask_w": 264,
  "mask_h": 264
},
{
  "label": "snow or ice",
  "instance_id": "6c2138e0",
  "mask_svg": "<svg viewBox=\"0 0 264 264\" xmlns=\"http://www.w3.org/2000/svg\"><path fill=\"white\" fill-rule=\"evenodd\" d=\"M110 11V9H109ZM117 28L120 26V21H116ZM181 36L187 35L190 39H198L191 32L185 33L181 31L179 33ZM111 41L108 43V47L111 48ZM56 52L60 50V45L56 44L54 46ZM97 48L102 46L97 42ZM183 47V45H182ZM104 55L103 51L93 52L92 60L89 64L85 57L86 53L81 48L79 50L81 71L85 72L86 76L95 70L99 59ZM139 56L140 54L137 53ZM57 58L54 54V59ZM219 56H217V59ZM149 60L148 53H143V57L139 63L134 66L133 78L131 80V88L134 91H138L146 95L149 100L152 101V104L155 105L158 101L164 103H173L178 104L181 102V97L188 94H199L203 96L204 91H198L196 87V82L193 77L188 73L187 70L183 68V62H179V58H175L171 65L167 63L164 64L163 68L160 67L162 61L158 58L156 61V70L149 74L147 80L144 78V72L142 68L146 67V62ZM11 63V62H9ZM207 66V65H206ZM11 74V71L9 72ZM203 75V73H201ZM13 83L15 81L13 80ZM125 85L129 84V81L124 82ZM151 86V87H150ZM158 86L161 91L157 94L154 91V88ZM18 91L27 92L26 85H17ZM230 99L234 100L235 97ZM85 103H87L85 101ZM31 106V105H29ZM228 110V103L217 101L213 105L202 106L198 110L197 114L184 113V119L174 120L169 127H176L177 129L192 128L197 123L204 128L208 126V120L215 117L218 118L221 111ZM245 113L251 111L254 115L259 116V112L255 109L245 108ZM153 115L157 113L153 112ZM167 118V113L163 114ZM159 123V121H157ZM157 131H161L159 128ZM243 133L246 139L255 137L256 134V125L249 123V120L246 117H241L235 125V129L232 132L229 139L232 137L238 136ZM163 138L170 144H173L178 148H188L189 151L192 149L188 147L182 139L173 138L167 134H164ZM226 141H221L225 143ZM220 144L216 145V148H219ZM213 151V156L215 155V149ZM210 159L212 157H209ZM203 159V157H201ZM174 215L178 216V212L175 209H170L166 212V216L169 218L168 223L172 226V229L179 240V255L175 257L177 262L182 260H189V264H241L242 262V251L245 249V242L238 237H232L230 240L219 236L215 233L213 229L207 228L201 223V228L210 235L214 236L216 241L219 244V247H213L207 240L205 236H202L198 232H191L181 229L180 227L172 224V217ZM86 233L84 230H80L77 235H69L67 237L70 240L69 245H65L70 253L71 260L74 264H93V261L87 260L81 254V237H85ZM246 233H241V236H246ZM261 237H264V226H261L260 231ZM145 239V233H140L138 236L139 241ZM97 244L101 245L104 252L108 255L115 256V247H120L126 251L131 257L130 264H137V243L129 240L124 237H119L115 233L111 235H99L96 236ZM27 251V249H25ZM148 251L152 253L151 260L153 264H157L155 257V249L151 246ZM247 260L248 264H264V238L257 240L255 237H252L247 242ZM95 264H105L104 261H97Z\"/></svg>",
  "mask_w": 264,
  "mask_h": 264
}]
</instances>
